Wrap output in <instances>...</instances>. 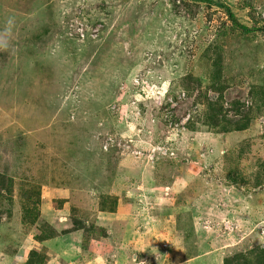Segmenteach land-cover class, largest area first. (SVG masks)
<instances>
[{
  "label": "rangeland",
  "instance_id": "374dc122",
  "mask_svg": "<svg viewBox=\"0 0 264 264\" xmlns=\"http://www.w3.org/2000/svg\"><path fill=\"white\" fill-rule=\"evenodd\" d=\"M220 1L252 31L192 0H0V254L264 264V0Z\"/></svg>",
  "mask_w": 264,
  "mask_h": 264
},
{
  "label": "trees",
  "instance_id": "16d2710c",
  "mask_svg": "<svg viewBox=\"0 0 264 264\" xmlns=\"http://www.w3.org/2000/svg\"><path fill=\"white\" fill-rule=\"evenodd\" d=\"M192 1L202 2V3L208 4V5H214V6L220 7V8L225 10L226 16H227L228 20L231 22V24L234 25L235 27H237L242 33H248L250 31H252L251 28L239 23L238 20L236 19V17L234 16V14L232 13L231 9L228 6H226L224 3H222L220 0H192ZM0 179H1L0 184L2 183L1 185H3L4 182L2 180L3 177L1 174H0ZM54 234L55 233L51 231V234L45 238L50 239V238H52L51 236H54ZM43 240H44V238H43ZM43 240H40V241H43ZM47 257L48 256H44L42 254L39 255V253L37 251L30 250L28 252V259L26 260V264H45V262L49 259Z\"/></svg>",
  "mask_w": 264,
  "mask_h": 264
},
{
  "label": "crops",
  "instance_id": "0c3cea01",
  "mask_svg": "<svg viewBox=\"0 0 264 264\" xmlns=\"http://www.w3.org/2000/svg\"><path fill=\"white\" fill-rule=\"evenodd\" d=\"M47 210H49L48 207H47ZM55 211H57V210H55ZM78 237H79V234L77 233V239H76V243H75V245L77 247L79 246V242H80L79 239H78ZM48 241L47 240H43V241L39 242L38 246H40V244H43L46 252L49 251L52 255H55L58 258L60 256V254L58 252H54L52 250V248H50V247L47 246ZM30 244H31V242H30ZM26 246H29V240L25 244H23L21 250L18 249L19 247H17L18 250H16V253L13 252L14 254L11 253V255H7V256H4L3 253L0 254V259L6 258V259H8L7 264H16L18 262L16 259H18V256H19V258H21V261L23 262V264H25L26 263V260H27V257H28V252L30 251L29 247H27L26 249H24V247H26ZM50 259H51V257L49 256V259L45 262V264H56L57 263V261L55 260L54 257H53V260L52 261H50Z\"/></svg>",
  "mask_w": 264,
  "mask_h": 264
}]
</instances>
